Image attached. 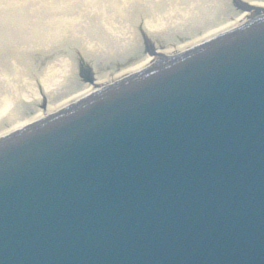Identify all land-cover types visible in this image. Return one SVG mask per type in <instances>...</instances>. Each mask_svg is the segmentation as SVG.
<instances>
[{"label": "bare ground", "instance_id": "obj_1", "mask_svg": "<svg viewBox=\"0 0 264 264\" xmlns=\"http://www.w3.org/2000/svg\"><path fill=\"white\" fill-rule=\"evenodd\" d=\"M36 1L28 10L0 13V54L7 58L0 60V135L160 56L264 17V0ZM67 31L70 43L57 46ZM48 42L55 46L47 54H38L43 46L26 51ZM32 51L42 57L31 61Z\"/></svg>", "mask_w": 264, "mask_h": 264}, {"label": "water", "instance_id": "obj_2", "mask_svg": "<svg viewBox=\"0 0 264 264\" xmlns=\"http://www.w3.org/2000/svg\"><path fill=\"white\" fill-rule=\"evenodd\" d=\"M200 95L202 96V94ZM120 98L121 96H116L115 100ZM201 100H203V96ZM100 103H102L99 104L101 106L114 104L113 101L103 99ZM131 103L129 99H125L119 103V107ZM260 103L255 106L250 114L249 126L259 123L258 119L255 123L252 121L259 112H264V101ZM96 111L99 110H90L84 114L88 115ZM123 112L124 109L121 110L120 114ZM132 112L143 115L138 109H133ZM107 113L108 110L105 109L101 113L84 115L85 117L81 116V119L75 123L77 127L88 126L98 117L100 119L105 117ZM72 116L76 115L73 114ZM200 123L199 128H196L195 131L197 134L188 133L194 128L193 125H190L188 129L184 126L182 132L189 134L188 136H191L193 142L205 144L208 141H204L200 134L209 130L211 125L201 121ZM103 124L105 126L107 122H103ZM212 128L216 129V127ZM124 129H129V127L122 126L117 132H124ZM108 133L115 135L110 130L100 127L86 128L83 135L88 134V138L84 140V145L78 148L81 137H77L73 144L69 145L70 142H68L65 148H61L58 153L70 154L66 163L68 165L72 161V157L75 156L71 154L74 148L76 151L91 148L97 142L108 137ZM172 145L173 143L169 147ZM54 151H56V147H52L49 153L55 154ZM42 159L47 163L44 173L49 172L53 167L52 163L55 158L45 159L42 157ZM245 159V155L234 153L230 157L229 166H226V169H233L238 164L244 163ZM60 161L56 159L54 164H58ZM253 161H259L258 163L264 165V148H260L255 153ZM41 162L39 161L37 164ZM133 162L139 170L151 174L148 176L149 179H138L130 183L129 176L131 177V174L128 172L119 180V190L115 193L117 201L110 208L109 216L96 218L97 222L94 224V228H89L88 232L84 233L80 249L75 248L68 252H50L46 247L54 240L48 238L43 241L45 251H40L34 249L35 246H38V236L17 237L14 250L5 246L0 249L2 256L0 264H16V261L27 254L36 257L35 259L51 254L53 256L52 264H103L105 260H108V264H239V256L245 259L246 264H264V218H260V214L264 213V173L256 172L243 177L237 185L236 198L231 194L227 197L228 184H219L218 187L224 190L222 194L226 198L225 201H221L217 197L214 187L210 184V177L206 174L204 176L197 174L195 177H186L182 172L170 171L163 178V180L165 179L163 184L157 188H152L150 180L155 179L154 174L161 172V169L157 168L151 173L152 162L150 160L138 159ZM78 166L81 167L83 164ZM29 167H31V163L23 161L20 162V165H13L12 172L21 178V171L25 173ZM80 171L82 170L72 171L71 176L76 177ZM5 176L7 174L0 176V180L4 179ZM88 179L89 176L86 177L85 182ZM85 187L86 185L82 189ZM89 193L81 196L74 195L69 202L71 206V210H69L74 212V219L78 220L81 225L88 224L92 217L91 213L97 210V205L88 203L86 213L80 214L84 211L83 201L81 202L80 198L86 197ZM105 200V196L99 197L97 204L103 203L102 201ZM241 204H245L251 211H255L257 213L256 219L250 221L248 231L246 229L243 232L240 231L239 237L228 240L230 242L228 246L226 243L228 241H224V238L234 230L237 231V227H240V223L243 221L241 213L237 209L241 208ZM57 206L59 204L56 202L51 203L44 210L42 216L45 217L46 222L48 220L54 222L49 217V215L52 216L57 222L52 224L54 225L53 232H57L60 239L72 242L74 240L68 232L73 227L69 220L71 218L70 213L67 214L62 207ZM177 233H179L178 236H176ZM1 244L0 242V247ZM37 261L38 264H42L40 260ZM31 263L36 264L33 258ZM17 264L22 263L17 262Z\"/></svg>", "mask_w": 264, "mask_h": 264}, {"label": "rangeland", "instance_id": "obj_3", "mask_svg": "<svg viewBox=\"0 0 264 264\" xmlns=\"http://www.w3.org/2000/svg\"><path fill=\"white\" fill-rule=\"evenodd\" d=\"M33 1H34V3H37V5H39V2L38 1H36V0H0V13L2 12V11H8V10H13V9H15V10H20V11H24V10H28L30 7H32V5H33ZM79 5H81V3L79 4ZM63 13L66 15V11H64L63 10ZM69 33V31H67V32H65V35L64 36H60V37H58V39H57V43H55L57 46H58V43H61L62 45H65V44H67V43H70L69 41L71 40L70 38H67L66 37V35ZM49 44L48 45H42V44H38V43H34V44H32L29 48H26V51L27 50H30V48H33V47H35V48H39V47H44V49H42V48H40L39 50H38V54L40 55V54H43V53H49V52H51V49L53 48L52 46H55V44H51L50 42H48ZM30 52V51H29ZM29 52L28 53H26L27 54V58H28V56L30 57V60L31 61H37L38 59V57L39 58H41L42 56H35L34 57V52L32 51L31 53H30V55H29ZM16 55L14 54V57H15ZM3 59H7L5 56H2L1 54H0V60H3ZM16 59H19L20 61H22V57L20 56V57H17ZM8 60H9V58H8ZM8 60H7V62H8ZM12 60V59H11ZM10 60V61H11ZM7 62L4 64V65H6L7 64ZM27 62H24L23 64H26ZM4 70V68L3 69H1V71H0V75H1V72ZM32 87H33V85H31Z\"/></svg>", "mask_w": 264, "mask_h": 264}]
</instances>
